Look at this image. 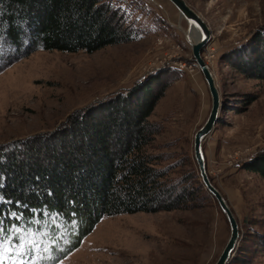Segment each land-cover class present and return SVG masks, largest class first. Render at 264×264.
Segmentation results:
<instances>
[{"label": "rangeland", "instance_id": "1", "mask_svg": "<svg viewBox=\"0 0 264 264\" xmlns=\"http://www.w3.org/2000/svg\"><path fill=\"white\" fill-rule=\"evenodd\" d=\"M187 1L211 28L203 56L223 104L203 149L207 171L239 222L228 264H264V176L243 166L264 151V79L234 64L264 31V0ZM118 3L140 30L136 39L92 52L39 48L27 55L28 36L21 46L0 44V162L9 152L24 151L28 142L60 131L73 113L160 72L161 78L176 77L149 116L161 129L146 150L163 155L154 165L191 190V203L103 214L74 246L85 229L77 218L46 207L12 209L0 192V208L17 213L0 216L6 247L12 249L4 254L12 257L10 264H214L230 236L229 220L205 186L194 154V135L208 117L212 97L184 31L190 23L171 0Z\"/></svg>", "mask_w": 264, "mask_h": 264}, {"label": "trees", "instance_id": "2", "mask_svg": "<svg viewBox=\"0 0 264 264\" xmlns=\"http://www.w3.org/2000/svg\"><path fill=\"white\" fill-rule=\"evenodd\" d=\"M129 16L118 0H0V44L21 46L28 36L24 55L39 48L92 52L136 39L140 30ZM234 64L264 79V31ZM161 75L151 73L132 90L73 113L53 135L9 152L0 162V192L12 209L46 207L77 218L85 227L77 246L103 214L187 207L191 190L154 165L163 155L146 150L161 129L149 116L176 77ZM243 166L264 176V151Z\"/></svg>", "mask_w": 264, "mask_h": 264}, {"label": "water", "instance_id": "3", "mask_svg": "<svg viewBox=\"0 0 264 264\" xmlns=\"http://www.w3.org/2000/svg\"><path fill=\"white\" fill-rule=\"evenodd\" d=\"M183 14V16L190 22L196 24L200 31L201 36L197 41H194L192 44V51L194 59L199 65L204 78L208 84L211 97L212 105L208 117L201 127L197 129L194 135V154L200 169V174L203 179L205 186L217 199L219 205L225 212L231 227L230 236L222 249L218 259L214 264H228V261L234 251L238 237L240 235L239 222L233 212L231 206L229 205L227 199L221 192V190L213 183L208 171L206 157L203 149V139L214 129L216 122L220 119L219 112L221 110V95L220 90L217 85L215 74L211 69L210 65L206 62L203 56V47L211 38V28L209 27L206 19L195 9L193 8L187 0H171ZM191 27V25H190ZM201 153L203 159H201Z\"/></svg>", "mask_w": 264, "mask_h": 264}, {"label": "snow or ice", "instance_id": "4", "mask_svg": "<svg viewBox=\"0 0 264 264\" xmlns=\"http://www.w3.org/2000/svg\"><path fill=\"white\" fill-rule=\"evenodd\" d=\"M201 159H203L202 153H201ZM16 203H19V201H16ZM5 214L10 215V216L17 215V213H15V212L5 213L4 210L2 208H0V216H3ZM4 232H5V230L3 228H0V237H3V239H0V264H10L12 257L11 256H5L4 254L11 252L12 249L6 247L7 237H4ZM61 264H63L62 261H61Z\"/></svg>", "mask_w": 264, "mask_h": 264}, {"label": "bare ground", "instance_id": "5", "mask_svg": "<svg viewBox=\"0 0 264 264\" xmlns=\"http://www.w3.org/2000/svg\"><path fill=\"white\" fill-rule=\"evenodd\" d=\"M179 12H180V10H179ZM180 14H181V16L183 17V14L180 12ZM190 25H191V29L190 30H184L185 32H186V34H187V36H188V38H189V40H191V44H193V42L194 41H197L199 38H200V36H201V31H200V29H199V27L196 25V24H194V23H192V22H190ZM200 68V67H199ZM201 70V69H200ZM222 107H223V104H222V106H221V109H222ZM220 113H221V110H220V112H219V117H220ZM217 123V122H216ZM216 125V124H215ZM215 128V127H214ZM199 171H200V169H199Z\"/></svg>", "mask_w": 264, "mask_h": 264}]
</instances>
